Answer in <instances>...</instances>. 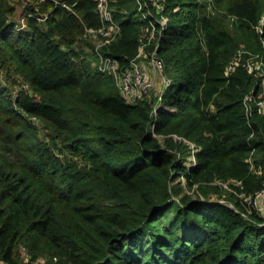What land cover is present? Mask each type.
I'll return each instance as SVG.
<instances>
[{"label":"trees","instance_id":"trees-1","mask_svg":"<svg viewBox=\"0 0 264 264\" xmlns=\"http://www.w3.org/2000/svg\"><path fill=\"white\" fill-rule=\"evenodd\" d=\"M24 1L15 20L0 0V264H264V218L209 197L215 179L264 186V114L249 126L242 107L263 78L242 65H264V0H165L169 84L136 103L87 58L96 0ZM107 2L119 33L102 51L124 65L146 23L135 0Z\"/></svg>","mask_w":264,"mask_h":264},{"label":"built area","instance_id":"built-area-1","mask_svg":"<svg viewBox=\"0 0 264 264\" xmlns=\"http://www.w3.org/2000/svg\"><path fill=\"white\" fill-rule=\"evenodd\" d=\"M164 1L165 0H135L140 17L146 23V30L149 32L150 37L155 40L154 47L147 56L140 53L141 50L139 47L136 57L124 65H121L116 58L99 52H97L96 59L98 61H92V66L97 71L103 74H108L114 78L122 98L129 103H136L138 100L148 97L151 94V91L154 88V78L152 76H155L158 79L161 86L160 88L169 84V80L164 73V63L161 58H159L156 51L158 46L156 36L160 34L167 22V17L162 15ZM96 12L102 21V25L97 30L88 29L87 33L93 35L100 34L102 40L98 42V46H106L118 36L119 26L111 16L107 0H96ZM23 24L24 18H21L20 26L22 27ZM157 25H159V30ZM105 28H108L109 30H106ZM240 54L241 52H238L237 55L226 65V75L233 71L238 64ZM144 56L147 60L146 64L148 68H145L140 64ZM242 66L245 67L248 73H256L263 77L260 86L255 91H249L242 99L244 117L246 123L250 126L253 111L262 113L264 107V65L258 56H254L247 58ZM153 111H155V107L153 108ZM249 136L251 137L252 134ZM190 146L192 147V144ZM253 155L254 150L249 153L245 162L248 164L250 173L258 174L261 172V166L256 163ZM195 163V157L191 156L188 160V165L194 166ZM222 184L226 188L228 187L225 183ZM229 193L233 197L232 200L225 201L219 199L218 201L227 204L231 209L246 219H249V216L253 214L264 218V186L261 189L248 194L242 190L241 180L230 178ZM40 259L41 258H38L35 261H32L31 264H42ZM52 261V264H57L56 258H53Z\"/></svg>","mask_w":264,"mask_h":264},{"label":"rangeland","instance_id":"rangeland-1","mask_svg":"<svg viewBox=\"0 0 264 264\" xmlns=\"http://www.w3.org/2000/svg\"><path fill=\"white\" fill-rule=\"evenodd\" d=\"M15 1L18 3V5L15 6L16 7V13H15L13 19L16 20L18 18V16H20V13L23 9V5H24L25 1L24 0H15ZM20 19L21 18H19V22H20ZM138 20H140V19H138ZM144 26H142V25L139 26V40H140V45H141L140 46V50H141L140 53L145 54V56H147L148 53L152 51L155 40H154V38L150 37L149 32L146 30V27H144ZM105 29L109 30L108 28H105ZM88 36H89V40L91 41V44L94 48V52L96 50V52L103 53L102 46L101 45L98 46V42L100 40H102V36L100 34H97V35L88 34ZM94 55H95V53H94ZM145 56L143 57L142 61H144L146 63L147 60L145 59ZM141 57H142V55H141ZM87 58L90 61H98V60H96L97 57H94L93 55H89ZM147 68H148V66H147ZM10 84H11V82H10ZM11 87H12V93L15 94L13 84H11ZM15 88L16 89L22 88L23 90L31 93L30 90L25 85H21L19 83V79H17V85ZM157 92L158 91L155 92L154 90H152L150 95L151 96H157L158 95ZM156 93H157V95H156ZM39 125L40 124H38V126ZM174 138H176V137L174 136ZM253 157L255 160H257V158L255 157V154L253 155ZM256 163H257V161H256ZM181 181L183 182L184 179H181ZM222 183H225V185H228V187L226 188ZM209 184H213V185L215 184V185H218L220 187V189L217 193L210 192V195H209L210 199H215V200L220 199V200H225V201H229V200L233 199L232 195L229 193V180H227L226 182H223V181H220L218 179H215L214 181L210 182ZM194 188H196V185H194V187L192 188V190L189 191V193L194 192ZM19 253H20L21 259L23 261H28V255L23 250L22 251L19 250ZM40 260L42 261V264H52V262H53L52 260H50L46 257H41Z\"/></svg>","mask_w":264,"mask_h":264},{"label":"crops","instance_id":"crops-1","mask_svg":"<svg viewBox=\"0 0 264 264\" xmlns=\"http://www.w3.org/2000/svg\"><path fill=\"white\" fill-rule=\"evenodd\" d=\"M143 67H145V68H147V65H146V63L144 62V61H141V63H140ZM152 74V73H151ZM153 75V74H152ZM153 78H154V88H153V90L156 92V91H158L159 92V90H160V83H159V81H158V79L155 77V76H152ZM157 92V93H158ZM157 93H156V95H157ZM262 113L264 114V107H263V109H262Z\"/></svg>","mask_w":264,"mask_h":264}]
</instances>
